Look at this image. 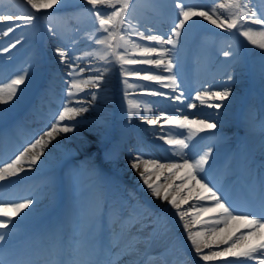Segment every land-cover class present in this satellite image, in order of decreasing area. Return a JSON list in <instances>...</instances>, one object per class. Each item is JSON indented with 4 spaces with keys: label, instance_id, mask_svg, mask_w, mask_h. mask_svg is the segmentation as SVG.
<instances>
[{
    "label": "snow or ice",
    "instance_id": "snow-or-ice-1",
    "mask_svg": "<svg viewBox=\"0 0 264 264\" xmlns=\"http://www.w3.org/2000/svg\"><path fill=\"white\" fill-rule=\"evenodd\" d=\"M84 2L91 6L84 11L92 18L94 24V30L88 36L92 50L83 51L81 55L62 48L55 50L59 61L67 66L66 75L70 78L66 85L65 102L61 110L55 114L54 122L48 126L47 131L7 161L0 160V188L4 187L3 182H9L10 178L25 173L26 168L27 170L35 168L41 157L45 155L44 149L57 136L76 130L77 124L72 122L89 111V107L85 106V101L79 98V94L85 90V87L99 88L106 74L118 65L120 74L124 77L122 82L126 86V97L130 95L127 89L143 90L145 87L129 83L127 77L135 76L170 89L173 95L169 99L182 106L176 109L177 114L161 111L157 118H151L141 115V111L152 113V107L144 105L142 108L139 102L136 104L129 102V116L135 115L147 125H160L161 134L157 139L164 141V145L167 146L166 152L180 158V162L163 164L159 160H145L143 155L135 157L130 167L139 174L143 185L153 197L166 202L175 210L187 239L202 261L222 260L223 264H264V177L261 178L258 194L253 195L243 204L239 203L209 178L212 170L210 164L212 147L209 146L207 150L199 153L192 151L195 148L193 140L201 133L216 129L217 123L209 122L208 119L190 118V115H193L191 113L185 114L187 109H197V101L199 106L213 109L226 107L224 102L232 95V89L227 86L215 91L207 88L197 91L194 97L186 98L184 91L181 90L178 73L174 71L177 67L174 53L180 44L182 34L196 23L194 18H202L203 21L224 32L235 31L250 45L262 50L261 75L264 79V0H224V2L212 0L210 4L174 0L176 18L169 33L156 32L152 29L140 31L138 24L132 23L134 0H84ZM26 4L33 10L30 15L0 12V22H8L6 31L0 28L3 35L7 36L22 26H31L40 18L37 14L41 13V10L51 9L56 4L64 7L61 0H26ZM18 43L19 40L11 47L15 48ZM4 51L8 52L9 49L4 48ZM232 55L230 51L224 52L225 57ZM84 61L89 62L88 67H80V63ZM92 61H99L104 66H96ZM132 65H152L167 75L147 69L125 67ZM85 71L93 74L84 79ZM141 71L145 74L141 75ZM228 79L232 80L233 77L229 75ZM29 80L30 72L27 69L21 70L14 78L0 79V105L7 106L0 109V121L7 119L8 109L19 98V94L23 92L22 86L26 87ZM88 95L91 97L89 104L96 100L95 92H90ZM150 95L168 97L169 94L152 89ZM185 99H188L187 103L184 102ZM164 125L170 127L164 128ZM178 130L187 131L185 133ZM150 166L154 170L169 171L171 174L166 176L165 180H171L172 183L165 186L157 182L159 177L153 180L155 171L150 172ZM177 172H183V175L178 177L181 180L180 184H175L172 179L176 177ZM189 182L192 186L188 187L186 194L181 196L180 193ZM192 200L195 203H190ZM35 203L36 201L31 197L13 201L5 200L0 196V244L6 243L7 238L13 235V230L29 216V212L25 210L30 211V206ZM184 205H188L187 209ZM208 213L212 214V218L202 220V215ZM15 217H20V220H14ZM196 225L202 227L195 228ZM241 228L246 230L242 231ZM220 245L225 247L220 248ZM205 248L209 249L207 253L204 252ZM0 264L4 262L0 260ZM75 264H100V262L89 259Z\"/></svg>",
    "mask_w": 264,
    "mask_h": 264
},
{
    "label": "bare ground",
    "instance_id": "bare-ground-1",
    "mask_svg": "<svg viewBox=\"0 0 264 264\" xmlns=\"http://www.w3.org/2000/svg\"><path fill=\"white\" fill-rule=\"evenodd\" d=\"M6 0H0V4L4 3ZM14 1V6H10L8 8H4L3 6H0V12H3L5 14L7 13H13V14H19V15H30L32 13L33 10H31V8L26 4V0H12ZM72 1L76 4H82L81 0H61V2L64 4V7H61L60 4H56L53 7H60V8H67L68 12H69V16L71 18H74L76 23V31H87L89 34L91 33L90 29H84L83 27L85 26L86 23V16H82V12H81V16L79 17V15L75 12L72 11L70 8V3H72ZM204 1V4H210L212 3V0H201ZM221 2H224V0H221ZM195 3H198L195 2ZM25 5L24 8H22L21 6ZM46 10H41V12H43V14L41 15V19H37V21L34 23L35 25H39L40 26V21L45 20V16L44 15V11ZM89 19V15H87ZM196 20L197 25L199 23H202V25H198L201 27H205L208 26V28H212L214 29L212 32L217 34V37H220L221 39V44L220 46L217 48L218 50L221 51V53L224 56V52L225 51H230L233 53V55L231 56V58L233 56H237L236 60L234 63L231 62H226L224 64V66L222 68H216V69H212V70H208V72L206 74H204L203 76H201L199 79L194 80V76L196 73H198L201 70V65H197L194 69H192V72L190 73V82L192 84L195 85V88L197 89V91H203L204 89L207 88H211L212 90H222L223 87L227 86L230 87L232 89V95L228 98L227 101L224 102V104L226 105V107H223L221 109H213L210 107H206V106H199V102L197 101V109H187L185 114H193L190 115V118H197V119H208L209 122H216L217 123V128L214 130H209L207 132H205L206 134H215V133H220V136H223V134H225L227 131L230 130V127H233L234 125H236L237 120H236V116H235V109L238 108L239 103H240V98L243 100L244 97H246L247 95V89L251 84H255L258 85V81L257 78H259L260 76V71H261V65H258L257 70L254 71V69L249 70V73L246 75V72L244 71V67L242 64V58H245L247 60L252 59L253 56H261V52L262 50H260L259 48L250 45L243 37H241V39L238 41L235 38L231 37L234 35V31L233 33H227L224 32L221 29L216 28L215 26L209 24L207 21H203L202 18H194ZM145 21V20H144ZM67 21L63 24L62 28L60 29H56L54 27V25L51 26L50 29H55V32L58 34H61L62 30L67 27L66 25ZM142 21L139 22L138 25H142ZM169 23L171 26H173L174 21H169L166 23V27L168 28ZM191 23V22H190ZM8 22H0V28H4L7 27ZM51 25V24H50ZM28 27V26H27ZM187 27V26H186ZM25 26L16 28L14 32H12L11 34H9V39L13 40V39H21V41L23 43H28L30 41V36H29V32H27L25 34V37L23 38V30L25 29ZM83 28V29H82ZM194 29V28H192ZM71 29L68 28L67 31L64 33V35L70 31ZM6 31V30H5ZM220 33V34H218ZM2 34V32H1ZM188 34V29L187 31H185L181 38H183V36H186ZM3 35V34H2ZM80 36H86V35H80ZM180 38V39H181ZM68 40H64L63 43L64 45L68 44L67 43ZM88 41V40H87ZM53 44V41L51 38L46 40V46ZM1 47V44H0ZM53 48H57V44L56 46H54ZM58 48H61L58 45ZM65 50H69L70 53L73 52L72 50H70L69 48H62ZM216 47H213V50H215ZM92 50V48L90 47L89 49H87L86 51H90ZM82 53V52H81ZM76 55H81L80 53L76 54ZM58 57V56H57ZM55 58V57H53ZM230 60V59H229ZM254 60V59H252ZM256 61H258L261 64L262 61V56L259 57L258 59H255ZM31 61V65L26 67V68H22L23 69H27L30 72V80L27 82V86H29V88L35 89L37 86H39V82L41 80V83L44 79V84L49 85V73H51V68L49 63H50V59H49V63L48 65L45 67H43L42 69V64L39 62V59L36 58H32ZM3 62L2 58H0V63ZM55 62V61H54ZM51 62V65L54 63ZM94 62V63H93ZM97 61H92L93 64H96ZM99 62V61H98ZM88 61H84L80 63V67H88ZM57 64H62L60 61L57 62ZM63 68L60 69V71H63L64 74L67 73L68 68H66V65L62 64ZM232 65V66H231ZM96 66H104L101 64V62H99ZM126 67V66H125ZM230 67V68H229ZM45 70V72H44ZM150 71L154 72V73H159L161 74L159 71L157 70H152L149 69ZM21 72V70L14 72L13 75L15 76L17 73ZM45 74V75H44ZM90 74L89 71H85L83 73V77H88ZM231 75L233 77L232 80L228 79V76ZM2 74H0V79L3 80H8V78L6 77H1ZM247 76V78H246ZM40 77V79L38 78ZM67 80H69L68 76L66 75ZM108 77V78H107ZM262 78V75H261ZM123 79L124 77L120 74V70H119V66H115L113 68H111L110 73L106 74L105 76V80L101 83L99 88H95V87H85V90L79 94V98L85 101V106L89 107V111L86 113L81 114V116L76 118V121H73L72 123H76L77 127L76 130L74 132L71 133H66V134H61L59 136H57L45 149H44V153L45 155L41 157V160L38 162L37 167H47V164L49 162H54V161H59V158H62V160L65 157H77L80 154H86L89 152V150L84 151V146L81 142V140H79L80 137H83L84 139H86V142L88 141L89 144H95V146H102L103 145V141L105 140L106 136H107V123L108 121L112 118L116 116V119L120 122V124L122 126H126L129 130V132L127 134V139L124 140V144H122V142H119L117 140L113 141L110 143V146H113V148H110V153L108 158L109 159H123V162H119L117 164V166H119L122 171H125L126 173L130 174L131 177L133 179H135L136 181L134 182V188L137 189L139 188V190L141 192H143L144 194H147L149 197H152L155 201H157L160 205L163 206V208L168 207L169 210L174 211L175 214V210L170 208V205H168L166 202H162L160 199H157L155 197H153L150 192L147 190L146 186L143 185V181L142 179L139 177V174L130 167V164L132 161H130V155L125 153V151H123L124 146H127L129 148H135V145H138L139 142H147L150 143L151 145L154 146L155 148V153L151 154L152 156V160H159L160 163L163 164H168V163H172V162H180V158L179 157H174L172 156L169 152L165 151V147H167L166 145H164V142L162 140H158V136L161 134V132L159 131L160 129V125H156V126H139L137 124V121L139 119V117L133 115V116H129L128 114V107H129V102L131 101L133 104H136L137 102H139L141 104V107L143 108L144 105H148L150 107H152L153 112L152 113H146L141 111V115L143 116H150L151 118H157L159 116V113L161 111L166 112L167 114H177L176 113V109L179 107H182L178 102H168L166 103L167 108H164L159 101L154 98V96L150 95V90L152 89H156L158 90L156 87H154L153 85H151L148 81H143L141 79H129V83H134L140 86H145L143 88V90L141 89H127V91L130 93L129 96H125V90H126V86L123 84ZM262 84L260 85L263 90H264V79H262ZM154 82V81H152ZM156 83V82H154ZM46 85V86H48ZM104 86H107L106 89ZM23 87V92L20 94H25L28 90ZM57 90V88L55 89ZM90 92H95L96 94V100L94 102L97 103V105H92L93 102H91L90 104L88 103V101L91 100L90 95H88V93ZM142 92V93H140ZM196 93V92H195ZM195 93L193 95V97L195 96ZM114 94V95H113ZM39 95V93L37 95H35L34 99L37 98V96ZM42 94L39 95L38 100H41ZM56 96L53 97V100L56 101ZM34 99L32 101L31 106L29 107V110L26 114V117H31V121L36 125L37 120L34 118L35 114L33 111V102ZM36 101V100H35ZM15 102V101H14ZM61 102V101H59ZM58 102V105H59ZM185 103H187L188 101H184ZM18 103H23V101H18ZM25 106V104H23ZM23 105H21L19 108L24 107ZM35 105V104H34ZM38 107L42 110V112H45L47 109H49L48 105L43 102H39L38 103ZM5 108L4 105H2L0 107V109ZM239 110V108H238ZM52 111V110H51ZM106 111V112H105ZM16 113V112H15ZM52 112H49V116L50 118H48V121L52 120ZM103 113H106L103 116ZM11 114V111L8 110V116ZM95 115H101V117L95 121H90L87 124H82V122L85 123L86 120H89L90 117H94ZM2 121H0L1 123ZM3 123V122H2ZM161 123H163V121H161ZM238 124V123H237ZM170 126L168 125H164V128H168ZM124 128V127H123ZM48 130V127L45 128V124L41 125L38 129L37 132H33L34 135H30L29 133H27V141L25 143V141H22V137H21V142L23 143L21 145V143H19V140H12L11 145L13 147H16L15 149H19L22 150L24 147H22L23 145L26 147L30 142L34 141L35 136H39L42 135L45 131ZM75 135L78 139H74L72 138L70 135ZM25 137V136H24ZM29 142V143H28ZM70 143V144H69ZM101 143V144H100ZM193 144H195V142L193 141ZM91 147V146H90ZM213 149V154H212V159H210V162L213 160H216L217 158H219L221 160V157H223V155L227 152V150L224 147H212ZM93 151H96L95 149ZM67 155V156H66ZM64 156V157H63ZM81 158H77V160H80ZM218 159V160H219ZM62 160L60 162H62ZM231 161L230 158V154L227 155L224 163H229ZM104 164V159L99 157V156H95V159L91 160L90 163H88L87 165H84L85 168H93L92 170H96V168H99L100 165ZM95 166V167H94ZM35 168L31 169V170H35ZM41 169V168H40ZM29 170L26 169V172H28ZM155 171V175L152 176L153 180H157V177H159V180L157 182L167 186V184L172 183L171 180L166 181L165 177L169 176L171 173L167 170H154L151 168L150 166V172ZM175 171V170H173ZM25 172V173H26ZM24 174V173H22ZM20 174V175H22ZM183 175V172H177L176 177H173L172 179L175 181V184H180L181 180L178 178L180 176ZM15 179V178H14ZM41 179H43L42 177V173H41ZM44 185V182H41L39 186ZM192 186V183L189 182L188 184H186L185 189L183 192L180 193L181 196L185 195L187 192V188ZM137 187V188H136ZM45 191H48V188H46V186L44 187ZM138 190V189H137ZM169 191H172V189H169ZM190 203H195L194 200L190 201ZM188 205H184V208L187 209ZM31 213V212H29ZM176 216V215H175ZM176 225L179 226V228L183 229L182 227V222L179 221V218L177 216L176 220ZM136 226V227H135ZM134 227L132 226V229L134 228L131 236L129 238L126 239V241L130 242V243H136L137 246H141L142 248H150L146 249L144 251V255H150L152 252L151 251H156L155 248H159V241L162 239V236L159 235V232H157L154 228H150L148 225L146 226H140L139 224H136ZM202 227V225H196L195 228H200ZM194 228V230H195ZM242 231L246 230L241 228ZM161 234V233H160ZM183 235L185 237V239L188 242V245L186 246V252L187 255L189 256L190 253V259H192L193 263L192 264H223V261H202L199 256H197L194 252L193 247L191 246L190 241L187 239L186 236V232H183ZM137 246H135L137 248ZM155 247V248H154ZM220 248L225 247L224 245H220ZM141 248V249H142ZM135 250V248H131V252H133ZM209 251V249H204V252L207 253ZM21 255L24 256V253H21ZM231 259V258H229ZM124 263H128L127 260L123 261ZM35 264H40L39 262H34Z\"/></svg>",
    "mask_w": 264,
    "mask_h": 264
},
{
    "label": "rangeland",
    "instance_id": "rangeland-1",
    "mask_svg": "<svg viewBox=\"0 0 264 264\" xmlns=\"http://www.w3.org/2000/svg\"><path fill=\"white\" fill-rule=\"evenodd\" d=\"M196 24V26H198V25H202V23H199L198 25H197V23H195ZM205 27H208V26H205ZM210 30H214V29H212V28H210ZM254 139L255 140H259V138H257L258 137V132H254ZM72 138H74V139H78L74 134L73 135H70ZM79 140H81V142H82V144H83V146H84V151H87V150H89V149H94V148H97V146H95V144H89L88 143V141L86 142V139H84L83 137H80L79 138ZM261 140V139H260ZM107 141V140H106ZM105 142V141H104ZM70 144V143H69ZM105 144V143H104ZM91 146V147H90ZM257 150L262 154V155H264V144H261V143H259L258 144V147H257ZM164 222L166 223V224H168L167 223V221L166 220H164ZM164 224V223H163ZM162 226V225H161ZM163 229V231H164V233L166 234V241L167 242H169L170 241V239H171V234H170V232H169V230L167 229V227H165V228H162ZM174 247V246H173Z\"/></svg>",
    "mask_w": 264,
    "mask_h": 264
}]
</instances>
